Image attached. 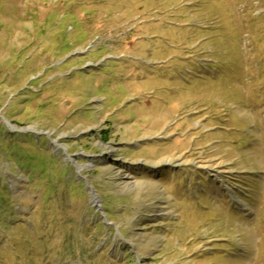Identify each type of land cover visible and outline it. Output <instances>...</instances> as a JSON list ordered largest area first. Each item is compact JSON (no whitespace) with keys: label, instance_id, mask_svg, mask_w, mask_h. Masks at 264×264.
I'll list each match as a JSON object with an SVG mask.
<instances>
[{"label":"rangeland","instance_id":"rangeland-1","mask_svg":"<svg viewBox=\"0 0 264 264\" xmlns=\"http://www.w3.org/2000/svg\"><path fill=\"white\" fill-rule=\"evenodd\" d=\"M0 264H264V0H0Z\"/></svg>","mask_w":264,"mask_h":264},{"label":"bare ground","instance_id":"bare-ground-1","mask_svg":"<svg viewBox=\"0 0 264 264\" xmlns=\"http://www.w3.org/2000/svg\"><path fill=\"white\" fill-rule=\"evenodd\" d=\"M54 144H55V146L60 147L57 143H54ZM92 201L95 202V203L97 202L96 201V195L95 194L92 195Z\"/></svg>","mask_w":264,"mask_h":264},{"label":"trees","instance_id":"trees-1","mask_svg":"<svg viewBox=\"0 0 264 264\" xmlns=\"http://www.w3.org/2000/svg\"><path fill=\"white\" fill-rule=\"evenodd\" d=\"M6 205V204H5Z\"/></svg>","mask_w":264,"mask_h":264}]
</instances>
